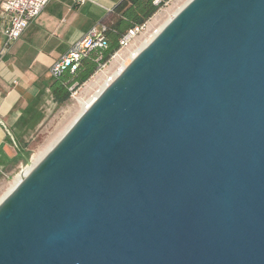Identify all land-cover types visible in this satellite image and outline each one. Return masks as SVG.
<instances>
[{"label":"water","instance_id":"water-1","mask_svg":"<svg viewBox=\"0 0 264 264\" xmlns=\"http://www.w3.org/2000/svg\"><path fill=\"white\" fill-rule=\"evenodd\" d=\"M0 264H264V0L180 10L0 199Z\"/></svg>","mask_w":264,"mask_h":264},{"label":"crops","instance_id":"crops-1","mask_svg":"<svg viewBox=\"0 0 264 264\" xmlns=\"http://www.w3.org/2000/svg\"><path fill=\"white\" fill-rule=\"evenodd\" d=\"M121 1L51 0L0 56V171L22 159H15L22 142L57 105L50 88L52 65L92 27L106 25Z\"/></svg>","mask_w":264,"mask_h":264},{"label":"trees","instance_id":"trees-1","mask_svg":"<svg viewBox=\"0 0 264 264\" xmlns=\"http://www.w3.org/2000/svg\"><path fill=\"white\" fill-rule=\"evenodd\" d=\"M168 1L161 0L156 3V0H122L113 10L110 21L106 23L105 46L88 49L74 71L71 66H67L59 76L53 77L50 88L54 101L58 105L68 101L73 89L88 81L99 66L107 63L120 49L121 37L131 27L142 24L151 18ZM27 145L25 143L19 148L18 156L15 159H27L25 150Z\"/></svg>","mask_w":264,"mask_h":264},{"label":"built area","instance_id":"built-area-1","mask_svg":"<svg viewBox=\"0 0 264 264\" xmlns=\"http://www.w3.org/2000/svg\"><path fill=\"white\" fill-rule=\"evenodd\" d=\"M51 0H2L0 4V56L4 55L12 42L19 39L30 23L42 12ZM87 0H76L78 4H84ZM161 0H156V3ZM161 10V8L159 9ZM158 10V12H159ZM156 16V13L154 14ZM149 18L142 24L131 27L120 39L119 51L133 45L134 42L148 29ZM106 25L92 27L87 34L79 40L72 48L51 67V75L59 76L67 66H71L72 71L78 66L80 59L87 50L94 47L105 46L104 31ZM75 95V94H74Z\"/></svg>","mask_w":264,"mask_h":264},{"label":"rangeland","instance_id":"rangeland-1","mask_svg":"<svg viewBox=\"0 0 264 264\" xmlns=\"http://www.w3.org/2000/svg\"><path fill=\"white\" fill-rule=\"evenodd\" d=\"M178 1L179 0H169L168 2H166V4H164V6H162L159 12L158 11L156 12V16L154 15L152 16L153 19L150 20V24H149V30H150L149 33H151V30L153 32V30H155V27H158L162 22L166 20V18L168 17V9L170 10V7H172ZM149 33L140 36L134 42V44L130 46L131 48L130 47L129 49L125 48L121 51L118 50L109 59L107 63L99 66L97 71L88 81L73 89V93L68 101H66L61 105L58 104L54 105L48 108V110H46V112L44 113L45 118L40 128L35 130L28 137V141L22 142L24 144L25 143L28 144L25 148L28 159H30L33 156V154L36 153L38 150L42 149V147L43 148L46 147L51 141L55 139V137H58L69 126V124L74 120L75 116L78 115L81 109V105L78 99L79 98L88 99V97L90 98L97 89L96 87H93L91 89L92 91L89 90L88 85L90 84V82L96 79L98 75L103 74L104 71L106 72L107 70L110 69V71L113 72L116 70L117 68L116 63H118L119 60L114 59V57L119 54L121 57L127 58L130 54V50L139 46L141 41L146 36H148ZM27 165H28L27 159L22 158L18 160V162L14 164H10L7 167H5L2 171H0V198L5 193L9 183L13 180L14 176L19 171H21V169L24 166Z\"/></svg>","mask_w":264,"mask_h":264},{"label":"bare ground","instance_id":"bare-ground-1","mask_svg":"<svg viewBox=\"0 0 264 264\" xmlns=\"http://www.w3.org/2000/svg\"><path fill=\"white\" fill-rule=\"evenodd\" d=\"M191 0H179L175 3L170 10L168 9V17L164 22H162L158 27H155V30H151V33L148 31L145 33H149L146 36L139 46L130 50V54L127 58L121 57L119 54L114 57V59L119 60L116 63L117 68L115 71L111 72L110 69L103 74H100L96 77V79L92 80L88 85V89L91 90L93 87H96V91L94 94L88 99L79 98L78 101L81 105V109L77 116H75L74 120L69 124V126L58 136L55 137L53 141H51L46 147H42V149L38 150L33 156L30 158V163L27 166H24L21 171H19L13 178V180L9 183L5 193L3 196L19 181V179L65 134V132L71 127V125L76 121V119L93 103V101L101 94V92L107 87V85L114 80L123 70L124 68L132 61V59L143 49L145 48L155 36H157L163 28L175 17V15L182 10ZM162 14V13H161ZM167 16V13H166ZM159 22V21H158ZM155 26V25H154ZM132 46V45H131ZM130 47V46H129ZM128 47V49H129ZM131 48V47H130ZM115 67V66H114ZM87 87V86H86ZM88 90V91H89ZM92 91V90H91ZM78 98V97H77ZM52 140V139H51ZM2 196V197H3ZM1 197V198H2ZM0 198V199H1Z\"/></svg>","mask_w":264,"mask_h":264}]
</instances>
